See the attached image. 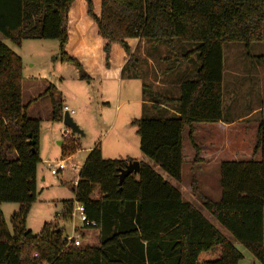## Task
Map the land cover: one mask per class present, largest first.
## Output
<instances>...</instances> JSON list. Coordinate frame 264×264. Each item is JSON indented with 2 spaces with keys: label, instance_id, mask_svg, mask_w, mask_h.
<instances>
[{
  "label": "trees",
  "instance_id": "trees-1",
  "mask_svg": "<svg viewBox=\"0 0 264 264\" xmlns=\"http://www.w3.org/2000/svg\"><path fill=\"white\" fill-rule=\"evenodd\" d=\"M73 1L0 0V32L17 45L25 38L56 39L60 60L71 63L80 78H90L81 60L64 50L69 35L65 20ZM85 13L103 39L104 65L109 66L111 46L117 43L129 55L120 77L140 79L143 112L133 120L139 150L181 181L184 132L197 162L194 123L226 121L223 43L247 47L262 39L264 0H99L98 12L94 0H85ZM129 38L151 42L154 49L167 47L171 64L162 73H175L176 95L160 94L144 80L139 64L150 53L139 60L130 52ZM258 58L264 64V55ZM22 78L20 55L0 40V203L21 205L11 217L12 230L0 211V264H38L42 259L50 264H182L181 248L201 243H219L221 264H238L242 253L152 165L140 160L139 171L119 184L120 169L131 159L103 158L98 145L88 151L73 187L74 198L95 222L87 228L97 229V242L66 244L61 230L48 224L38 234L26 229L25 216L36 198L39 120L24 112ZM57 110L52 107L53 119L60 117ZM61 147L65 157L78 149L72 138ZM252 153L247 159L219 162L218 199L202 194L194 174L191 190L264 264V117L258 121ZM70 204L64 202V210Z\"/></svg>",
  "mask_w": 264,
  "mask_h": 264
},
{
  "label": "rangeland",
  "instance_id": "rangeland-1",
  "mask_svg": "<svg viewBox=\"0 0 264 264\" xmlns=\"http://www.w3.org/2000/svg\"><path fill=\"white\" fill-rule=\"evenodd\" d=\"M81 2L84 0H74L66 16L65 23L71 36L66 50L70 53V45L75 49L76 43L81 42L79 46L82 48L77 49L83 57H92L102 66L104 60L100 58L96 48V26L85 13V3L79 6ZM94 6L98 12L99 0H94ZM0 40L22 59L21 103L28 117L39 120L40 160L36 167V198L25 216L26 229L32 234H38L48 224L60 229L63 236L71 232V221L59 217L57 213L65 208L64 202L74 203L72 181L77 174L72 169L65 168L53 175L46 161L60 158L67 161L72 158L82 163L88 147L98 145L103 158L133 160L141 156L148 161L166 180L178 189H183L184 199L192 202L242 253L238 264H251L253 256L249 248L237 241L214 218L203 206L201 199L191 192L190 184L194 174L202 194L216 200L221 195L219 162L231 158L247 159L253 155L257 124L264 117V64L257 59L258 55H264V23L260 41L251 42L247 47L242 42L223 43V116L234 122L228 128L218 121L194 124L198 154L203 155L199 156L200 160L198 158L197 162L191 161L194 149L184 132L180 182L139 150V136L133 120L143 112L140 79L120 76L117 79L112 71L104 70L103 66L94 69L92 77L80 78L71 63L60 60L56 39L25 38L17 45L0 32ZM127 42L130 52L139 60L150 53L146 62H139L144 80L150 82L151 87L160 94L176 95L177 88L173 83L175 73H162L163 68L171 64L172 55L168 54L167 47L158 45L154 49L153 43L137 38H129ZM126 56L127 60L129 55ZM187 65L192 66L191 63ZM53 106L58 109L60 116L55 119L52 118ZM64 106L75 110L70 117L82 129L83 134L70 130L67 138L61 135L65 126ZM68 138L74 139L79 149L71 157H65L61 152L62 144ZM254 157L259 158V154H254ZM20 207L18 202L0 203V211L9 230L13 228L11 217ZM72 221L74 225L79 224L76 218ZM80 240L79 245L95 244L97 229L81 230ZM196 250L201 248L192 244L182 248L186 264H192L191 258ZM203 264H221V256L211 255Z\"/></svg>",
  "mask_w": 264,
  "mask_h": 264
},
{
  "label": "crops",
  "instance_id": "crops-1",
  "mask_svg": "<svg viewBox=\"0 0 264 264\" xmlns=\"http://www.w3.org/2000/svg\"><path fill=\"white\" fill-rule=\"evenodd\" d=\"M83 3H85V0H84V2H81L79 4V6L81 7V5H83ZM77 11L79 12V9ZM70 39H71V36H70V33H69L68 41H67V43H66V45L64 47V50H66V47L69 46ZM68 42H69V44H68ZM102 44H103V39L96 32V48L98 50L97 51L98 55L100 56L101 59H103V53H102V48H101ZM79 45L81 46V42H79L78 44L76 43L75 49L70 45V50H72L70 52V54L75 55L76 57H78L81 60V62L83 63V65H84L89 77H92V75L95 74L94 71H93L94 69L100 68V67L103 66L104 70L112 71V75H116L117 79L119 78V76H120V68H121L122 64L125 62V60L127 58V56H126L127 54L124 52V50L121 48V46H119V44L113 43L112 46H111V57H110L109 66L108 67H106L105 65L99 66L98 62L96 60L94 61V59H92V57H87V56L83 57L81 51H78L79 49H77L78 47H80ZM80 48H82V47H80ZM67 52L69 53V50ZM229 120H231V119L230 118H226V121L219 120L218 122L223 123V126H226V128H228L234 122V120H231V121H229ZM199 123H201V122H199ZM202 123H213V122H202ZM195 131H197V130H196V126L194 125V132ZM194 132H193V136H194ZM184 139H185V136L183 137V141H184ZM91 147L92 146L88 147L87 153L91 149ZM78 150L79 149H77L76 151H78ZM182 151L184 152L183 143H182ZM194 154H195V151H194ZM86 155H85V157H86ZM199 156H203V155L199 154ZM111 159H113V158H111ZM118 159H122V158H118ZM231 159H235V158H231ZM136 160L145 161L141 156L138 159L136 158ZM191 161H193V158H192ZM146 162L148 163V161H146ZM82 163H81V165H82ZM77 178H78V176H77ZM190 189H191V184H190ZM179 190H180V192H181V194L183 196V191H182L183 189H179ZM191 192H192V190H191ZM188 245H190V244H188ZM197 247L201 248V250H196L194 256L191 258V263L192 264H195L194 260H197V262L199 261V263L201 262L200 264H203V262L205 263L206 260H208V258H210V256L214 255V254H216L217 256H221V245L219 243H216V244L201 243ZM182 248H181V253H182ZM207 248H210V249H207ZM203 249H207V250L204 252ZM182 255H183V253H182ZM252 256H253V259L251 261V264H261L259 262L258 258H256L253 253H252ZM189 257H190V255H189ZM183 263L186 264L185 263V259L183 260Z\"/></svg>",
  "mask_w": 264,
  "mask_h": 264
},
{
  "label": "built area",
  "instance_id": "built-area-1",
  "mask_svg": "<svg viewBox=\"0 0 264 264\" xmlns=\"http://www.w3.org/2000/svg\"><path fill=\"white\" fill-rule=\"evenodd\" d=\"M65 110L68 112L69 115L74 114L75 110L73 108H68L64 106ZM70 128L68 126H64L61 130V135L65 138L69 136ZM72 154L70 155V157ZM69 157V156H67ZM46 164L48 166V169L51 174L56 175L59 171L70 168L72 169L77 175L73 179V187L76 185L77 182V176L78 171L81 166V162L74 160V159H68L65 161V158H60L58 160H48L46 161ZM68 215V220L71 221V232L67 235L62 236L63 239H65L66 244L71 243L73 245L78 246L81 243L80 237H81V230L86 229L87 227L95 225V222L91 219H89L85 213L84 206L82 203L77 201L74 198V203L70 204L69 210L66 211L64 209H60L57 213L59 217H63V215ZM76 218L79 221L78 225H74L73 219ZM34 256H37L36 253H34ZM38 264H50L47 260L42 259L38 262Z\"/></svg>",
  "mask_w": 264,
  "mask_h": 264
},
{
  "label": "water",
  "instance_id": "water-1",
  "mask_svg": "<svg viewBox=\"0 0 264 264\" xmlns=\"http://www.w3.org/2000/svg\"><path fill=\"white\" fill-rule=\"evenodd\" d=\"M63 123L70 128L72 132L83 134V131L79 126L72 120L68 112L65 110L63 115ZM33 142V140H31ZM139 171V161L136 159L129 160L126 162L125 166L120 169L119 173V181L120 184L125 175L130 172H138Z\"/></svg>",
  "mask_w": 264,
  "mask_h": 264
}]
</instances>
